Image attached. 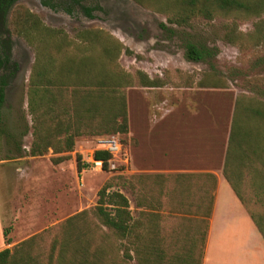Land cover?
Listing matches in <instances>:
<instances>
[{"label": "trees", "instance_id": "obj_1", "mask_svg": "<svg viewBox=\"0 0 264 264\" xmlns=\"http://www.w3.org/2000/svg\"><path fill=\"white\" fill-rule=\"evenodd\" d=\"M19 0H0V71L11 62V41L6 16ZM78 4L77 0H57ZM154 11L167 10L169 23L185 25L191 18L202 16H259L264 13V0H133ZM49 9L55 0H39ZM87 17L91 9L79 5ZM16 32L31 45L35 40L34 58L27 82L26 105L31 119L32 141L28 155L41 156L48 148L56 157L53 164L68 159L79 137L125 135L127 114L125 89L134 84L145 89L160 88L165 81L148 78L142 71L129 74L116 62L128 51L113 37L100 30H82L74 39L60 31L44 27L31 13L21 11L12 21ZM264 26L259 21L250 39L254 44L263 39ZM242 35L234 23L223 39L240 46ZM187 61H203L207 50L186 42ZM224 89L225 82L214 73L202 75L197 82L184 83L186 88ZM5 74L0 75V108L4 100ZM0 123V135L3 133ZM95 160L108 155L93 151ZM79 157H75L76 170ZM106 163L103 164V170ZM221 174L241 203L253 226L264 241V99L240 94L235 97ZM206 177L208 187L195 191L178 178ZM163 178L164 176H157ZM169 190H154V203L143 198L142 219L133 220L126 198L118 191H107L103 184L96 193L95 205L82 210L49 230L28 237L11 249L0 251V264H201L212 205L214 178L204 175H176ZM136 178V177H135ZM184 182L186 188H179ZM155 204V205H153ZM136 207L140 203L135 201ZM194 217V218H193ZM94 222H93V220ZM169 227H166V222ZM195 226L183 224L192 222ZM50 239L44 250L42 235ZM47 232V233H48Z\"/></svg>", "mask_w": 264, "mask_h": 264}, {"label": "rangeland", "instance_id": "obj_2", "mask_svg": "<svg viewBox=\"0 0 264 264\" xmlns=\"http://www.w3.org/2000/svg\"><path fill=\"white\" fill-rule=\"evenodd\" d=\"M77 3L66 2L65 5L55 0L56 7L49 9L42 6L39 0H19L6 16L11 41L10 58L17 70L14 73L10 68L6 72L0 71V75L5 74L6 77L4 100L0 108V123L4 130L0 135V161L16 156L30 157L28 150L32 141V123L27 112L26 91L34 58L32 48L38 47L39 43L35 40L30 45L16 32L12 21L21 11L31 13L44 27L60 31L69 39H74L76 33L82 30H100L108 34L128 51V54L122 51L116 59L120 68L129 74L136 70L143 71L151 78L164 80L165 85L145 89L134 84L125 89V135L76 138L72 151L64 154L68 159L56 164L49 161L55 169L47 162L25 161L28 175L37 174L43 166L46 171L54 169L55 173L49 175L55 179L52 188H42L44 192L41 195L37 189L35 193L28 192L27 195H32L33 199L30 202L27 197L24 212L27 225L31 222L29 219H41L42 223L50 219L52 224L44 223L32 229L24 236L25 239L49 230L82 210L91 209L95 205L96 193L103 184L109 185L107 191L116 190L126 198L133 220L142 219L143 198L148 196L150 203H154L156 196L153 191L158 189L150 188L145 194L144 190L136 188L135 181L133 183L135 176L131 175L135 174L136 163L139 164L136 160L138 156L146 157L152 170L161 168L158 165L172 163L171 155L178 154L183 146L175 137L179 134V125H200L204 130L200 134L206 137L215 135L217 130L219 136L223 132L227 136L235 97L245 94L264 99V36L256 44L250 39L257 22L264 26V13L239 18L218 15L206 19L196 16L179 26L167 21L170 16L167 10L154 11L133 0H77ZM79 5L89 7L92 17L85 16ZM232 23L242 35L240 46L230 45L223 39ZM186 42L206 49L208 55L203 61H187L183 54ZM210 72L222 78L224 89L184 86L189 80L197 82L202 75ZM106 136L117 139L122 146V154L113 162L112 170L92 171L87 165L88 157L96 149L97 139ZM139 140L141 144L136 151ZM198 147L203 152L206 150V146ZM41 156L50 160L56 157L50 148ZM76 156L79 157L78 164L82 165L79 172L76 170ZM143 167H146L145 164ZM29 186H33V183ZM49 193H56L57 212H50L44 204ZM3 197L0 195V213L12 200ZM136 200L140 207H136ZM170 220L166 222V227H169ZM183 224H189L192 229L195 226L193 221ZM9 225L5 223L6 227ZM47 232L42 235L41 244L37 241L44 250L50 239ZM130 264L135 263L131 261Z\"/></svg>", "mask_w": 264, "mask_h": 264}, {"label": "crops", "instance_id": "obj_3", "mask_svg": "<svg viewBox=\"0 0 264 264\" xmlns=\"http://www.w3.org/2000/svg\"><path fill=\"white\" fill-rule=\"evenodd\" d=\"M148 78L152 79L149 76ZM179 128V134L175 137L183 146L178 154L171 155L172 163L158 165L161 168L152 170L148 166L150 162L146 157L136 158L139 164L136 163L135 174L131 175L136 177L133 179L136 188L148 194L147 190L150 188L169 190L173 180L170 176L204 174L213 176L212 205L207 218L201 264H264V241L221 174L228 134L226 136L223 132L219 136L217 130L215 135L209 134L206 137L200 134L204 131L200 125H179ZM140 144V140L137 141L136 151ZM202 145L206 146L204 152L198 147ZM166 157L169 158V154ZM26 160H33L32 162L39 160L41 164L47 162L48 166L55 169L46 156H16L0 161V195H4L3 199H12L9 206L3 208L0 213V251L10 249L23 241L24 236L32 229L44 223L49 226L52 224L50 219L44 223L41 219H29L31 222L28 225L25 222L26 199L28 197L30 202L33 199L32 195H27L28 192L35 193L37 189V193L42 194V191L44 192L42 188H52L55 184V179L49 176L55 174L54 169L46 171L43 166L37 174L28 175ZM143 164L146 167H143ZM157 176L164 177L160 179ZM175 180L189 183V189L192 191H195L199 184L202 190L208 187V179L203 176ZM184 182L179 184V188H186ZM30 183H33V186H29ZM56 199V193H49L48 200L44 204L50 212H57ZM5 223L10 225L6 227ZM46 227L45 225L44 228Z\"/></svg>", "mask_w": 264, "mask_h": 264}, {"label": "built area", "instance_id": "obj_4", "mask_svg": "<svg viewBox=\"0 0 264 264\" xmlns=\"http://www.w3.org/2000/svg\"><path fill=\"white\" fill-rule=\"evenodd\" d=\"M96 145L97 147L95 150L105 152L108 155V159H106L105 161L95 160L93 159L92 154L90 153L87 160L88 167L92 171L101 172L103 171V164L106 163V168L112 170L114 168L113 162L115 161V159L120 158L122 154V146L113 136L98 138L96 141ZM123 162H125V160H123Z\"/></svg>", "mask_w": 264, "mask_h": 264}]
</instances>
